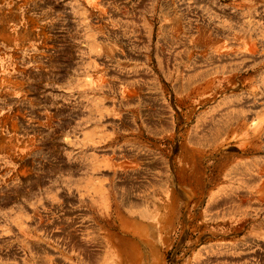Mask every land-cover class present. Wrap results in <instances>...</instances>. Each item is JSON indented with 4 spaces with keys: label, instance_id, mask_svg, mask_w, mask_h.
I'll list each match as a JSON object with an SVG mask.
<instances>
[{
    "label": "rangeland",
    "instance_id": "1",
    "mask_svg": "<svg viewBox=\"0 0 264 264\" xmlns=\"http://www.w3.org/2000/svg\"><path fill=\"white\" fill-rule=\"evenodd\" d=\"M0 264H264V0H0Z\"/></svg>",
    "mask_w": 264,
    "mask_h": 264
}]
</instances>
